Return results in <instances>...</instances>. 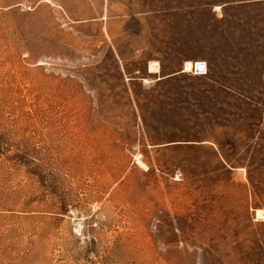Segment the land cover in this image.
Segmentation results:
<instances>
[{"label":"rangeland","instance_id":"1","mask_svg":"<svg viewBox=\"0 0 264 264\" xmlns=\"http://www.w3.org/2000/svg\"><path fill=\"white\" fill-rule=\"evenodd\" d=\"M257 210L264 0H0V264H264Z\"/></svg>","mask_w":264,"mask_h":264},{"label":"bare ground","instance_id":"2","mask_svg":"<svg viewBox=\"0 0 264 264\" xmlns=\"http://www.w3.org/2000/svg\"><path fill=\"white\" fill-rule=\"evenodd\" d=\"M204 63L202 65H199L198 67H203V71H195V67H196V63ZM195 63V61H187L185 62V65H184V72H195L196 74L197 73H204L206 71V64L205 62H200V61H197ZM205 66V68H204ZM149 71L150 72H154V73H158L160 72V68H159V65L158 63H154V62H151L150 65H149ZM257 217L258 219H264V212L262 210H257Z\"/></svg>","mask_w":264,"mask_h":264},{"label":"water","instance_id":"3","mask_svg":"<svg viewBox=\"0 0 264 264\" xmlns=\"http://www.w3.org/2000/svg\"><path fill=\"white\" fill-rule=\"evenodd\" d=\"M202 64H204V63H196V67H195V71H203L204 69H203V67H198L199 65H202ZM204 68H205V66H204Z\"/></svg>","mask_w":264,"mask_h":264}]
</instances>
